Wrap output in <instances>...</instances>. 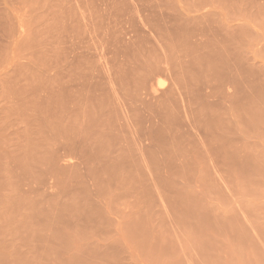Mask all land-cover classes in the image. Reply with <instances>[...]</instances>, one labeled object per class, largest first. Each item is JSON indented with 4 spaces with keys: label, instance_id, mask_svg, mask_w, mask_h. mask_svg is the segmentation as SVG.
Listing matches in <instances>:
<instances>
[{
    "label": "rangeland",
    "instance_id": "obj_1",
    "mask_svg": "<svg viewBox=\"0 0 264 264\" xmlns=\"http://www.w3.org/2000/svg\"><path fill=\"white\" fill-rule=\"evenodd\" d=\"M233 91H264V0H0V264H145L68 257L62 178L95 189L131 153L264 158V123L219 144L238 135L218 111L253 105Z\"/></svg>",
    "mask_w": 264,
    "mask_h": 264
},
{
    "label": "crops",
    "instance_id": "obj_2",
    "mask_svg": "<svg viewBox=\"0 0 264 264\" xmlns=\"http://www.w3.org/2000/svg\"><path fill=\"white\" fill-rule=\"evenodd\" d=\"M239 98L254 99L253 105L218 111L238 135L221 138L222 146L258 145V137L242 134L247 125L264 123V91ZM99 170L95 189L82 179L77 183L84 187L71 190L62 178V200L53 201V209L67 211L68 257L99 252L145 264H264V158L251 161L240 148L233 156L131 153L100 163ZM73 209H87L98 220L76 232L69 223Z\"/></svg>",
    "mask_w": 264,
    "mask_h": 264
},
{
    "label": "bare ground",
    "instance_id": "obj_3",
    "mask_svg": "<svg viewBox=\"0 0 264 264\" xmlns=\"http://www.w3.org/2000/svg\"><path fill=\"white\" fill-rule=\"evenodd\" d=\"M162 83V82H161ZM164 83V82H163ZM161 85H164V84H161ZM160 86V85H159ZM156 88V87H155Z\"/></svg>",
    "mask_w": 264,
    "mask_h": 264
}]
</instances>
